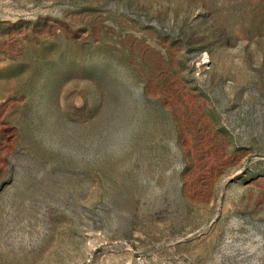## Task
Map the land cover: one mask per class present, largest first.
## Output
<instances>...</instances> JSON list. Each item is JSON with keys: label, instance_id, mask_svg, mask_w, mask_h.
I'll return each instance as SVG.
<instances>
[{"label": "rangeland", "instance_id": "rangeland-1", "mask_svg": "<svg viewBox=\"0 0 264 264\" xmlns=\"http://www.w3.org/2000/svg\"><path fill=\"white\" fill-rule=\"evenodd\" d=\"M0 264H264V0H0Z\"/></svg>", "mask_w": 264, "mask_h": 264}]
</instances>
